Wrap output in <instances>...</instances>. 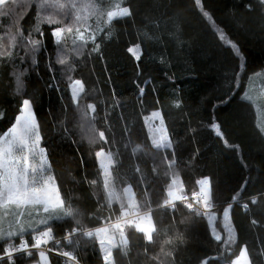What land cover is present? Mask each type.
<instances>
[{"label": "trees", "instance_id": "obj_1", "mask_svg": "<svg viewBox=\"0 0 264 264\" xmlns=\"http://www.w3.org/2000/svg\"><path fill=\"white\" fill-rule=\"evenodd\" d=\"M54 1L72 0H9L0 6V135L14 122L22 100L30 99L65 206L78 214L49 221L51 264H73L58 251L71 252L78 264H104L96 237L84 235L120 216L119 203L108 207L96 156L101 150L112 154L114 186H131L139 211L150 210L156 228L149 244L143 233L126 226L128 248L113 251L115 264H234L245 247L250 264H264V133L254 105L243 98L251 76L264 71V5L260 0H201L199 6L195 0H90L104 13L129 7L132 16L115 18L111 25L102 19L103 30L96 32L100 51L93 52V42L87 41L78 52L71 34L59 46L54 42L51 29L61 25L40 23L43 35L35 31L48 12L70 22L71 9ZM10 36L16 37L14 47ZM29 36L42 42L39 51L32 52ZM136 45L139 60L128 51ZM59 58H66L65 64ZM75 79L85 86L79 104L71 101L69 85ZM153 112L161 113L172 142L166 149L171 167L161 164L146 126ZM214 123L235 147L216 135ZM92 127L96 135L90 143ZM171 168L184 195L210 178L220 241L211 236L206 218L184 204L164 206ZM228 203L233 205L231 241L221 212ZM71 228L79 230L66 239ZM35 232L0 240V248ZM176 233L184 243L163 244ZM162 245L173 251L172 258L160 253ZM37 255L17 256L15 264L33 262Z\"/></svg>", "mask_w": 264, "mask_h": 264}, {"label": "snow or ice", "instance_id": "obj_2", "mask_svg": "<svg viewBox=\"0 0 264 264\" xmlns=\"http://www.w3.org/2000/svg\"><path fill=\"white\" fill-rule=\"evenodd\" d=\"M264 5V0H260ZM8 3V0H0V6ZM196 5H201V0H195ZM72 8H76L73 3L70 5ZM86 8H93V5H87ZM95 14L98 21L104 20L105 25H111L112 21L116 17H131L132 11L129 7L116 6V10H109L104 13L100 9H96L94 12L90 11L89 15ZM203 15L211 19L209 13L203 12ZM106 17V19H105ZM65 20L68 17H64ZM87 16H82L79 12L76 13L71 22L64 24L62 20L54 19L52 16H44L38 19L35 31L40 35L43 32L40 30V23H47L49 25L57 24L61 25L51 29V35L54 38V42L59 46L62 40L65 38V34H71L73 38V45L76 46V39L78 38L82 43L77 48L79 52L80 48L87 43L84 32L80 29L85 26V30L92 28V25L87 24ZM99 23H97L95 30L91 31L88 39L93 42L92 51L99 52L100 44L96 43V32L102 31ZM111 33H109L110 35ZM2 39V38H0ZM29 43L32 45V52L39 51L42 46V42L38 39H33L31 36L28 38ZM11 46H15L16 37L10 36ZM232 48L236 50L237 46L232 44ZM128 51L135 55L137 60L140 59L138 54L139 45L134 48H129ZM2 54V53H0ZM9 55H11L9 53ZM66 58H59L58 63L65 64ZM17 88L22 84L20 75L16 77ZM71 89V101L74 104H79L81 100V94L85 91V86L82 80L75 79L70 83ZM140 94L143 95V88L140 89ZM231 95V93H229ZM251 99V97H248ZM89 108L95 112L93 105H88ZM86 115V114H85ZM153 116L159 118L161 121V127L155 129L159 135L153 137V144L157 148H171L172 142L167 135V130L163 127V117L160 113L155 112ZM2 118V116H0ZM212 127L215 129L217 136L223 140L224 144L228 147H235V145H229L227 140H224V134L220 129V125L214 123ZM96 135L95 127H92L89 131V142H94ZM101 140L106 141L105 133L100 131L98 133ZM43 136L41 134V125L36 117V113L33 107V103L30 99H23L22 105L18 111V115L15 117L14 122L9 128L5 130L3 135H0V240L8 239L21 235L23 232L32 229L35 232V228L40 225H44L43 230L35 232L33 236L34 244L32 245L36 249H40L41 245L47 244L50 240H53V225L49 223L50 220H61L62 217L75 218L77 213L68 206L66 207L65 199L60 193L59 185L56 183L55 176L51 172V161L48 159L47 149L42 147ZM99 159V167L102 170L103 175V187L105 190L106 198L108 199V207H111L113 201L120 202V216L111 225L104 227H98L95 229L97 235H100V246L103 252L104 264H114L112 248L120 246L126 252L128 248V237L125 234V226L133 225L135 230L143 233L145 240L151 244L154 242L153 233L156 231L155 224L152 222L150 210L147 213H141L139 211V204L135 199V193L132 192L131 186L123 189V193H118L115 190L114 182L112 178V172L110 171L112 161V154L105 153L103 150L96 153ZM107 161V163H105ZM174 161L169 162V167ZM92 183H96L95 180ZM200 192L196 196V203L199 205L194 209L195 213L203 218H206L207 227L210 230L211 236L216 240L222 239L220 233L216 227V216L213 212V203L211 200V180L210 178H204L199 181ZM181 187H177V179L173 178L171 185L168 188V196L170 200H166L165 204L170 205L175 209L174 201H184L185 207L189 210H193V203L186 201V198L181 196L179 192ZM126 198L127 203L123 200ZM232 203H228L222 208V223L228 232V241L232 240L233 226L230 221V213L232 210ZM33 213L36 216L43 215L38 221L29 220L26 217H32ZM5 215H14V223L10 222L8 228H4ZM76 224L79 225V220L76 219ZM35 225V227L33 226ZM78 228H71L68 232L66 239L72 235L73 232L78 231ZM112 231L111 236L106 234ZM104 234V235H102ZM86 236H92V231H86ZM107 240V246L105 242ZM184 243V237L180 233H176L174 237H169L163 242L164 245H175L176 242ZM71 242V241H69ZM57 243H59L57 241ZM28 244L26 240H21L19 245L8 243L4 248L7 259L11 261L15 252L27 251ZM49 249L48 251H52ZM160 253L166 258L173 257L172 250H165L163 245L160 248ZM30 254V253H29ZM59 256L68 257L73 261V264H78L75 256L68 251H58ZM39 256L43 261V264H49V258L44 250L39 251ZM159 257H153L158 259ZM3 259V257H0ZM163 264V261H161ZM207 264V261H204ZM234 264H250V259L247 256L246 247L242 249L241 256L234 261Z\"/></svg>", "mask_w": 264, "mask_h": 264}, {"label": "rangeland", "instance_id": "obj_3", "mask_svg": "<svg viewBox=\"0 0 264 264\" xmlns=\"http://www.w3.org/2000/svg\"><path fill=\"white\" fill-rule=\"evenodd\" d=\"M9 1V0H8ZM57 5V7H61V8H65V9H71L70 12H72V15H71V19H70V22L72 21V19L74 18V16L76 15L77 12H79L82 16H87L88 19H87V24L88 25H92V28L89 29V30H85V26H82L81 27V31L84 32V36H85V39L87 41H91L88 39V36L90 34L91 31L95 30L96 28V25L97 23L100 24L101 20L98 21L97 19V16L95 14L93 15H89V12L92 11L94 12L97 7L95 6V4L90 1V0H72L70 1L69 3H64L62 1H54ZM75 4L76 5V8H72L70 5L71 4ZM87 5H93L94 7L93 8H86L85 6ZM59 11L55 12V13H58ZM51 16V13L48 12L47 13V16ZM94 18V19H93ZM118 18V17H116ZM93 19V20H91ZM106 19V17H105ZM115 19V18H114ZM104 21V20H103ZM78 41H76V46H74L75 48L74 49H77L79 47V45L82 43L78 38L76 39ZM73 43V42H72ZM84 48V46H83ZM82 48V49H83ZM81 49V48H80ZM79 49V51H80ZM66 50V49H65ZM66 54L63 53V57L65 56ZM82 96V94H81ZM251 97V99H249L248 97ZM243 98L247 101H249L251 104L254 105L255 109H256V112H257V119H258V124H259V128L262 130V132L264 133V71H261V73H257L253 76H251L250 80H249V83L246 87V91L244 92V95H243ZM85 113H87V111H85ZM155 113V112H153ZM153 113H151L150 115L147 116L146 118V126L149 130V134L151 136V139L153 141V137L154 136H158L159 134L157 132H155V129H158L161 127V121L159 118H156L153 116ZM160 113V112H158ZM90 115L94 114L93 112H90L88 113ZM161 114V113H160ZM85 116L88 117V115L86 114ZM89 119V117H88ZM90 120V119H89ZM163 127L166 129L165 127V124L163 123ZM167 130V129H166ZM167 135H168V132H167ZM169 137V135H168ZM170 139V138H169ZM156 147V146H155ZM157 148V147H156ZM105 152V151H104ZM107 153V152H105ZM156 155H160L161 159H162V162H166V163H169L166 159V149L165 148H157V151H156ZM105 163H107V161H105ZM111 168H112V165H111ZM111 168H110V171H111ZM171 175H172V180L173 178H176V175H175V170L173 168H171ZM177 179V178H176ZM114 182V181H113ZM115 187V186H114ZM177 187H181V183L180 181L177 179ZM127 188V187H126ZM198 191L197 192H200V184H199V187H198ZM115 190L118 192V193H123V189H119L117 187H115ZM132 192L134 193L133 189H132ZM179 194L181 196H183L184 194H181V192H179ZM123 202L126 204L127 203V200L126 198L123 200ZM112 203H119L118 201H113ZM14 217V215H12ZM43 216V213H41V217ZM36 214L33 213V216L32 217H26L27 219L29 220H35V221H38L36 219ZM7 221L9 222H13L14 223V218H12L10 220L9 218V215H5L4 217V224L7 223ZM115 221L113 222H110V223H107V224H103L101 227H104L106 225H111L112 223H114ZM35 227V225H33ZM8 228V224L6 226ZM38 229V227L35 228V230ZM96 229V228H95ZM95 229L93 230H89V231H92L93 232V236L96 237V239L100 240V235H97L96 232H95ZM29 231H33L32 229H29L25 232H23L21 235L25 234V233H28ZM36 232H39V231H36ZM104 235V234H102ZM107 236H111L112 235V231L110 230L107 234ZM100 244V243H99ZM105 246H107V240L105 242ZM101 247V246H100ZM120 246H117V247H114L112 248V252L118 248ZM122 248V247H120ZM102 251V250H101ZM48 258H49V254L48 252H46ZM103 254V252H102ZM241 256V253L240 255L236 258L238 259L239 257ZM248 256V255H247ZM249 258V257H248ZM68 261V260H67ZM114 261V259H113ZM234 263V262H233ZM27 264H43V261L41 260L40 256L37 255V258L33 261V262H29ZM49 264H51V261H50V258H49ZM115 264V263H114Z\"/></svg>", "mask_w": 264, "mask_h": 264}, {"label": "built area", "instance_id": "obj_4", "mask_svg": "<svg viewBox=\"0 0 264 264\" xmlns=\"http://www.w3.org/2000/svg\"><path fill=\"white\" fill-rule=\"evenodd\" d=\"M199 192H195V193H193V194H191V195H186V196H183V197H185L186 198V201H188V202H191V203H193V210H190V211H192V212H194L195 213V211H194V209L196 208V207H198L199 205H197V203H196V196H197V194H198ZM179 203H182V204H184L185 205V202L184 201H179ZM164 206L165 207H171L170 205H166V204H164ZM213 210V209H212ZM143 213H147V212H142V214ZM196 214V213H195ZM197 215V214H196ZM197 216H199V215H197ZM201 217V216H200ZM35 235V233L31 236V238H29V239H26V238H22L23 240H26L27 241V244H28V249H27V251H22V252H15L14 253V255H13V259L11 260V261H9L8 259H7V256H6V253L5 252H0V257H3V259H0V263H3V262H6V263H8V264H15L16 263V258H17V256H25V257H31V256H33L34 254H37V253H39V251L40 250H44L45 252H48V253H51V251H48L49 249H50V245H51V243L54 241V239L53 240H50L47 244H43V245H41V248L40 249H36L35 247H33L32 245L34 244V240H33V236ZM22 239H20L19 241L18 240H12V241H9L8 243H13V244H15V245H19L20 244V242H21V240ZM7 243V244H8ZM7 244L5 245V247L7 246ZM4 247V248H5ZM30 253V254H29ZM64 260H68V261H72L70 258H68V257H63V256H61Z\"/></svg>", "mask_w": 264, "mask_h": 264}, {"label": "crops", "instance_id": "obj_5", "mask_svg": "<svg viewBox=\"0 0 264 264\" xmlns=\"http://www.w3.org/2000/svg\"><path fill=\"white\" fill-rule=\"evenodd\" d=\"M184 196H185V195H184ZM169 200H170V198H169ZM174 202H175V201H174ZM43 215H46V214H43ZM9 218H10V220H11V219H12V218H14V217H13L12 215H9ZM152 222H153V221H152ZM9 223H10V222H9V221H7V223H5V224H4V228H5V229H7V227H6V226H7V224H9ZM5 240H6V239H5ZM3 247H5V246H3ZM3 247H2V248H0V252H2V253L4 252V249H3ZM38 255H39V254H38ZM24 257H25V256H24ZM25 258H26V257H25ZM3 263H4V264H8V263H6V262H3ZM0 264H1V263H0Z\"/></svg>", "mask_w": 264, "mask_h": 264}]
</instances>
